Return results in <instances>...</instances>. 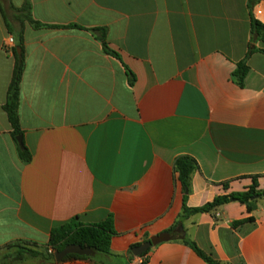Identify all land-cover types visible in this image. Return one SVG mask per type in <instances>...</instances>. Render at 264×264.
<instances>
[{
  "label": "crops",
  "instance_id": "crops-1",
  "mask_svg": "<svg viewBox=\"0 0 264 264\" xmlns=\"http://www.w3.org/2000/svg\"><path fill=\"white\" fill-rule=\"evenodd\" d=\"M25 3L41 27L18 12ZM249 6L264 25V0H0V249L43 246L53 229L111 216L110 255L19 264H207L182 238L221 264H264L261 200L252 214L230 201L169 232L184 201L201 207L246 190L253 177L264 187V42L252 38ZM92 29L105 30L118 58ZM20 36L28 163L3 110ZM244 60L240 87L233 72ZM181 156L197 165L187 192L173 169ZM164 232L172 240L143 259L128 256Z\"/></svg>",
  "mask_w": 264,
  "mask_h": 264
},
{
  "label": "trees",
  "instance_id": "trees-1",
  "mask_svg": "<svg viewBox=\"0 0 264 264\" xmlns=\"http://www.w3.org/2000/svg\"><path fill=\"white\" fill-rule=\"evenodd\" d=\"M251 6H249L250 15V25H251V35L253 40L264 42V25L256 21L251 13ZM22 13L24 20L29 22L34 28L41 27V24L34 21L30 14V6L25 3L24 6L18 10ZM94 33H97V39L101 43L103 52L107 55L118 58L117 53L113 52L106 43L105 30L104 29H92ZM16 49H20V53L16 52ZM254 51L253 48H249L246 58ZM264 55V50H259ZM14 56V68L11 77V81L7 91L6 102L3 106V110L6 113L8 122L11 126L12 138L16 143L17 152L19 158L24 162L28 163L30 161V154L26 147L22 149L19 148L15 138L22 136V130L19 124L18 117V105H19V86L24 70V57H23V39L22 36L16 42L15 50H13ZM248 72V66L246 65V60L237 64L235 71L233 72V78L235 79L238 86L243 85V81ZM134 82L133 75L129 72V83ZM197 165L193 158L189 156H181L175 159L173 164V169L175 173L178 174V180L185 192H187L189 180L191 174L196 170ZM226 188V187H225ZM261 196L259 199L252 200L255 196ZM233 199L239 204L245 206L247 213L252 214L257 208V203L259 200H264V187L259 189V184L257 178H252V184L244 191L238 193H231L228 195H222L214 198L211 202L204 204L197 208H188L183 204V212L179 217V221L169 230L173 231L179 224L180 220L186 219L195 214H205L211 213L222 205L228 204L230 200ZM253 221V217L234 221L232 223V228L236 229L239 226ZM116 232L113 226L112 217L109 216L105 221L98 224L83 225L77 221L67 223L59 228L53 229L50 233L48 243L43 246H38L36 244L28 242H14L8 244L7 246L0 249L12 253L11 256H6V264H19L27 258L41 257L43 260L48 262H54V254L62 251L68 245H78L82 248H89L93 251L94 255H110V246L112 239L116 236ZM182 242L187 245L199 258H201L207 264H221L220 262L213 259L210 255L202 252L195 243L182 238ZM141 245V243H136L130 246L127 254L130 258H133L131 250ZM53 250L52 254L48 253V249ZM149 250L143 253L139 259H143ZM10 259V260H9ZM91 256H77V255H67L61 262H66L69 260H91ZM140 264H147L143 259Z\"/></svg>",
  "mask_w": 264,
  "mask_h": 264
},
{
  "label": "water",
  "instance_id": "water-1",
  "mask_svg": "<svg viewBox=\"0 0 264 264\" xmlns=\"http://www.w3.org/2000/svg\"><path fill=\"white\" fill-rule=\"evenodd\" d=\"M16 52L19 54L21 51L20 49H16ZM18 146L20 149H22L23 142H22V136H18L15 138ZM261 196L257 195L252 198V200L259 199ZM231 202H235V200L231 199ZM181 232L180 226H178L175 230H173V233H179ZM171 233L164 232L161 233L157 236L150 237L146 242L142 243L139 246L134 247L131 250V253L133 257L138 258L140 257L143 253L147 252L151 247H154L158 244H161L163 242H167L172 240L173 236ZM93 254V251L89 248H82L78 245H68L66 246L62 251L57 252L54 254V260L59 263L62 261V259L67 256V255H77V256H91Z\"/></svg>",
  "mask_w": 264,
  "mask_h": 264
},
{
  "label": "rangeland",
  "instance_id": "rangeland-1",
  "mask_svg": "<svg viewBox=\"0 0 264 264\" xmlns=\"http://www.w3.org/2000/svg\"><path fill=\"white\" fill-rule=\"evenodd\" d=\"M261 202H264V200H261ZM12 255V253H9V252H7V251H5V250H1L0 251V264H6L7 262L6 261H4V259H6V256H11ZM10 260V259H9Z\"/></svg>",
  "mask_w": 264,
  "mask_h": 264
},
{
  "label": "built area",
  "instance_id": "built-area-1",
  "mask_svg": "<svg viewBox=\"0 0 264 264\" xmlns=\"http://www.w3.org/2000/svg\"><path fill=\"white\" fill-rule=\"evenodd\" d=\"M12 43H13V39L11 37H9L8 40H7V42H6V44H5V46H12ZM48 253L49 254H52V250L49 249L48 250Z\"/></svg>",
  "mask_w": 264,
  "mask_h": 264
}]
</instances>
